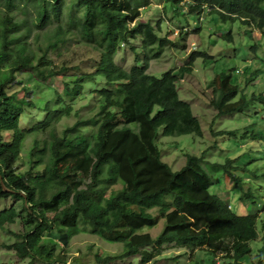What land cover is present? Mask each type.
<instances>
[{
  "label": "trees",
  "instance_id": "trees-1",
  "mask_svg": "<svg viewBox=\"0 0 264 264\" xmlns=\"http://www.w3.org/2000/svg\"><path fill=\"white\" fill-rule=\"evenodd\" d=\"M178 1L172 0V10L189 25L191 15L216 13L264 37V0H191L187 12ZM149 4L0 0V200L23 202L31 227L14 233L16 240L6 246L17 257L29 258L30 264H67L58 247H67L80 224L121 243L116 257L138 254L142 263L151 256L149 248L177 244L191 252L205 249L228 260L226 264H240L258 236L257 214L237 213L209 191L214 182L202 155L186 153L177 170L163 160L159 135L202 136L190 103L179 96L177 81L193 70L198 57L209 55L193 50L178 68L159 77L150 73L149 62L176 43L161 34L160 22L140 19ZM223 35L233 38L231 31ZM137 38L139 46L132 44ZM124 45L136 54L128 68L115 60ZM82 47L85 50L79 51ZM241 89L230 72L212 76L210 103L217 116L241 112L250 101L264 104V95L247 99ZM83 107L85 114L80 113ZM73 112L77 120L58 131L57 124ZM32 115L37 121L20 125ZM262 130L247 129L245 137L253 143L264 141ZM23 151L28 168L21 172L15 163ZM237 163L238 157L226 156L215 168L233 180L241 201L253 202L255 193L245 189V181L235 173ZM168 196L172 199L166 205ZM156 205L161 215L149 211ZM17 216L13 205L0 207V227L14 223ZM160 217L164 226L156 237L138 232Z\"/></svg>",
  "mask_w": 264,
  "mask_h": 264
},
{
  "label": "rangeland",
  "instance_id": "rangeland-1",
  "mask_svg": "<svg viewBox=\"0 0 264 264\" xmlns=\"http://www.w3.org/2000/svg\"><path fill=\"white\" fill-rule=\"evenodd\" d=\"M179 0L184 11L188 10V2ZM172 0H150L147 7L142 8L140 19L143 21L160 22L161 34H167L176 43L167 47L158 58L149 62V72L159 77L161 72L171 68H178L183 64L193 50L204 51L209 57H198L193 62V70L180 74L177 81L179 96L187 100L195 116L198 117L202 136L193 134L159 135L157 143L162 152L163 160L177 170L185 163L186 153L202 155L210 163L205 167L213 184L209 191L221 196L237 213L257 214V238L250 242V252L240 258V264H264L263 236H264V141L253 143L245 137V130L261 131L264 127V104L261 101H250L247 107L238 113L217 116L211 105L212 76L215 73L230 72L232 82L237 84L247 99L253 94L264 95V37L257 29H250L238 20L223 21L216 13L199 17L191 15L189 24L183 21L176 11L173 12ZM175 5V4H174ZM186 19V18H184ZM249 30V31H248ZM232 33V40H226L223 34ZM251 31V32H250ZM132 44L139 46L140 39L132 40ZM83 47L79 51H83ZM135 52L130 45H124L122 50L115 53V60L128 68L135 59ZM102 84V81H97ZM241 93V92H240ZM262 99V98H261ZM85 100L75 104V108L83 105ZM86 107L80 111L85 114ZM77 120L73 112L63 117L57 124L61 131L65 126L72 125ZM37 121V115L22 118L20 125L29 126ZM235 130V135L225 133L215 134L217 131ZM264 132V130H262ZM31 140H26L24 150ZM263 147V148H262ZM238 157V169L235 170L244 182L243 187H250L255 193L254 201H241V192L235 189L233 180L222 169L215 168L222 164L225 157ZM18 171L24 172L27 166L26 152L20 154L15 163ZM120 185H116L118 188ZM172 197L164 199L169 204ZM16 208L18 216L12 224L0 227V264H30L29 258H19L12 249L6 246L16 240L14 233H19L31 227L27 212L23 209V202L12 197L0 200V207ZM152 214L161 215V206L149 209ZM164 226V219L148 227L144 226L138 232H148L154 238ZM58 247V253H63L67 264H226L228 260L216 258L205 249L191 252L187 247L177 244H163L157 248H149L151 256L145 263L141 262L138 254L126 258H118L123 246L121 243L110 242L90 232V226L80 224L78 231L71 234L67 247ZM107 257H110L107 259ZM219 257V256H218ZM33 264H39L34 262Z\"/></svg>",
  "mask_w": 264,
  "mask_h": 264
},
{
  "label": "water",
  "instance_id": "water-1",
  "mask_svg": "<svg viewBox=\"0 0 264 264\" xmlns=\"http://www.w3.org/2000/svg\"><path fill=\"white\" fill-rule=\"evenodd\" d=\"M6 189V188H5ZM7 190V189H6Z\"/></svg>",
  "mask_w": 264,
  "mask_h": 264
}]
</instances>
